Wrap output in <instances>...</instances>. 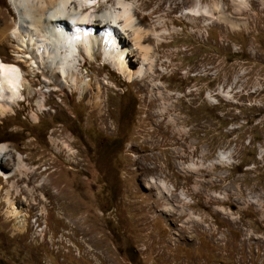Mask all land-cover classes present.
<instances>
[{
  "label": "rangeland",
  "instance_id": "obj_1",
  "mask_svg": "<svg viewBox=\"0 0 264 264\" xmlns=\"http://www.w3.org/2000/svg\"><path fill=\"white\" fill-rule=\"evenodd\" d=\"M127 1L147 70L79 49L74 84L20 51L32 17L0 0L27 81L0 114V264H264V0Z\"/></svg>",
  "mask_w": 264,
  "mask_h": 264
},
{
  "label": "bare ground",
  "instance_id": "obj_2",
  "mask_svg": "<svg viewBox=\"0 0 264 264\" xmlns=\"http://www.w3.org/2000/svg\"><path fill=\"white\" fill-rule=\"evenodd\" d=\"M10 1L21 16L20 24L32 17L31 21L29 19L31 25H25L26 34L19 38L18 48L20 51L27 50L32 61L42 59L43 73L52 71L57 82L63 83L68 78L74 84L86 82L78 71L79 65L76 66L73 61L79 49L91 59L96 52L104 54L109 64L129 77L141 71V68L145 70L142 65L134 70L136 58L132 57L137 53L138 59H148L147 50L150 47L144 45L142 38L153 29L140 25L144 17L140 22H135L136 11L127 0H116V5H107L103 10L100 8L103 0ZM200 6V3H196L189 12L198 14ZM0 14L4 20L0 28V41L19 36L20 24L4 12ZM22 56L23 59L27 58L26 55ZM18 64L17 61L6 62L0 55V114L12 110L20 101H26L23 88L27 81L22 79L24 72ZM82 87L80 85L77 89L81 90ZM86 87L84 95L95 88L90 84ZM4 150V145H0V156ZM13 206L11 215L16 219L15 225L24 228L27 224L25 214L16 205Z\"/></svg>",
  "mask_w": 264,
  "mask_h": 264
},
{
  "label": "trees",
  "instance_id": "obj_3",
  "mask_svg": "<svg viewBox=\"0 0 264 264\" xmlns=\"http://www.w3.org/2000/svg\"><path fill=\"white\" fill-rule=\"evenodd\" d=\"M234 55H237L236 53L234 54V52H229V54H228V58H230V57H232V56H234Z\"/></svg>",
  "mask_w": 264,
  "mask_h": 264
}]
</instances>
